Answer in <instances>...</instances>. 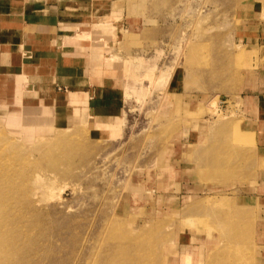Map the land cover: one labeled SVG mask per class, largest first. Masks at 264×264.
Listing matches in <instances>:
<instances>
[{"label":"rangeland","instance_id":"374dc122","mask_svg":"<svg viewBox=\"0 0 264 264\" xmlns=\"http://www.w3.org/2000/svg\"><path fill=\"white\" fill-rule=\"evenodd\" d=\"M108 14L84 46L110 99L83 116L53 100L49 121L17 127L0 113L16 184L0 244L18 236L0 264H264L245 98L264 95V0H114Z\"/></svg>","mask_w":264,"mask_h":264},{"label":"crops","instance_id":"0c3cea01","mask_svg":"<svg viewBox=\"0 0 264 264\" xmlns=\"http://www.w3.org/2000/svg\"><path fill=\"white\" fill-rule=\"evenodd\" d=\"M113 2L114 0H0L1 115L24 112L23 116L31 119L49 121L44 110L52 105L53 100L74 99V109L80 113L78 115L83 116L85 100L98 102L101 98L110 99L99 95L101 90L92 85L97 82L92 78L97 76L90 73L92 69L97 71L98 66L93 64V60L90 63L84 44L100 36ZM89 46L93 54L99 52L97 45ZM101 80L104 85L109 83L105 81L108 79ZM245 98L251 112L248 117L255 127L258 141L254 147L255 163L258 161L253 175L256 186L254 185L252 195L262 203L260 210L264 211V95L253 92ZM99 109L103 108L96 106L88 109V117L96 123L95 126L106 121L107 115L99 113ZM59 123L57 128L52 125V121L49 125L56 129L81 128L75 127L72 122ZM242 139L243 136L238 133V140L241 142ZM188 145V158H191L198 150ZM206 166L203 168L197 163L193 171L198 173ZM209 171L213 172L212 169ZM183 173L186 176L190 174L188 169ZM209 177L215 179L213 176ZM261 228L264 230V222Z\"/></svg>","mask_w":264,"mask_h":264},{"label":"bare ground","instance_id":"6f19581e","mask_svg":"<svg viewBox=\"0 0 264 264\" xmlns=\"http://www.w3.org/2000/svg\"><path fill=\"white\" fill-rule=\"evenodd\" d=\"M23 113L24 112H20V113L11 112V113L7 114V116H6L7 118L5 119V123H7L8 125H12L13 127L19 126L20 124H22V121L25 120V119H23L24 116H25V115L23 116ZM90 116H91V113H90ZM31 120L32 121H36L34 119H29V121H31ZM37 121L47 122V120H44V119H39ZM0 132H2V130ZM11 172H13V171L9 170L8 166L0 165V216L3 215L4 210H5V208H3L4 202L7 203L8 201L11 200V197H13L15 189H16V186H15L16 184L12 181L14 179V177L11 176ZM6 190H11L12 192H6ZM11 213H12V216L14 218L15 211L12 210ZM13 218H7V220H3V218H0V237L4 235L3 234V232H4L3 228L4 227L8 226V227L12 228V227L15 226L13 224L14 223ZM33 226H34V228H38V227H35V225H33ZM31 228H33V227H31ZM31 234H32V232H31ZM5 236H7V235H5ZM31 236L32 235H30V237ZM8 238H9V240L6 242L5 245L4 244H2V245L0 244V254L1 255L3 254V252L9 251L11 253V251L14 252L15 249H16L15 248V246H16L15 245V241L17 240L18 236L16 234L15 235L8 234ZM35 245H37V244H35Z\"/></svg>","mask_w":264,"mask_h":264}]
</instances>
